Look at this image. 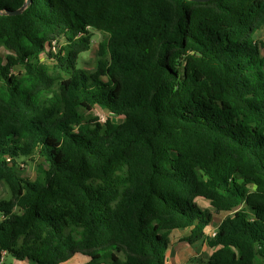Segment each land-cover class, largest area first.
Wrapping results in <instances>:
<instances>
[{"label":"trees","instance_id":"1","mask_svg":"<svg viewBox=\"0 0 264 264\" xmlns=\"http://www.w3.org/2000/svg\"><path fill=\"white\" fill-rule=\"evenodd\" d=\"M90 29L106 35L92 72L78 65ZM259 30L264 0H32L0 14V182L11 194L0 198V264L3 251L32 264L76 253L167 264L175 229L214 249L208 264H264ZM53 40L68 45L50 69ZM96 106L122 120L88 116ZM34 155L44 162L32 179L19 170ZM197 198L233 213L215 236Z\"/></svg>","mask_w":264,"mask_h":264},{"label":"rangeland","instance_id":"2","mask_svg":"<svg viewBox=\"0 0 264 264\" xmlns=\"http://www.w3.org/2000/svg\"><path fill=\"white\" fill-rule=\"evenodd\" d=\"M90 31L92 34L91 47L88 51L80 54L78 59V65L92 72L96 68L99 44L106 38V35L95 29H90ZM256 38L261 42H263L264 44V30H259L256 34ZM53 45L55 46L49 48L50 54L47 55L46 53H44L41 60V62L49 66L50 69L54 68V64L56 62L55 60L56 56L59 55L60 53L61 54L66 53L65 48L68 45V41L58 40V42L54 43ZM2 53L6 55L7 51L2 49ZM263 53H264V49H263ZM23 70H24L23 67L16 66L14 72L21 73ZM88 116L100 117L102 122L105 121L107 118H112L116 122H120L122 120L121 116H116L110 111L102 109L99 106H96L91 112H89ZM23 160L24 161L22 162L19 170L20 173L23 176H27L29 178L35 179L37 176V165L38 163L44 162L43 159H41L38 155H34L31 157H24ZM10 196L11 194L8 187L3 182H0V198H9ZM196 203H198V205L201 204V206H203L208 210L207 212L210 211L213 215L212 223L209 226V230H208L209 235L217 230L219 224L223 221L224 218L231 216L233 214L232 212H220V213L216 212L213 206L211 205L210 201L207 199H199V200L196 199ZM188 232L189 230H174L170 234V237L172 240L177 241L180 239L181 236L188 234ZM204 244L207 245L206 243ZM8 259L11 260L12 257L9 256Z\"/></svg>","mask_w":264,"mask_h":264},{"label":"crops","instance_id":"3","mask_svg":"<svg viewBox=\"0 0 264 264\" xmlns=\"http://www.w3.org/2000/svg\"><path fill=\"white\" fill-rule=\"evenodd\" d=\"M197 199L199 200L204 198H197ZM201 207L204 208L203 206ZM204 209L208 211L206 208ZM209 213L211 212L209 211ZM209 226L206 229L207 235H209L208 232ZM170 234H169V247L167 250V264H208V261L210 260L214 249H212L205 240H201L191 245L186 241L182 240V238L188 235L189 232L188 234L181 236L180 239L177 241L172 240ZM204 243H206L207 245H205ZM9 256L10 255L6 254L4 258L5 264H32L30 261L17 260L13 257L11 260H9L8 259ZM90 259L91 258L88 255L82 253H76L69 260L64 261L60 264H88L90 262Z\"/></svg>","mask_w":264,"mask_h":264},{"label":"water","instance_id":"4","mask_svg":"<svg viewBox=\"0 0 264 264\" xmlns=\"http://www.w3.org/2000/svg\"><path fill=\"white\" fill-rule=\"evenodd\" d=\"M192 1H197V2H208L211 0H192ZM32 2V0H26L25 4L16 10H0V14L1 15H19L21 14L26 8L27 6Z\"/></svg>","mask_w":264,"mask_h":264},{"label":"built area","instance_id":"5","mask_svg":"<svg viewBox=\"0 0 264 264\" xmlns=\"http://www.w3.org/2000/svg\"><path fill=\"white\" fill-rule=\"evenodd\" d=\"M56 42H58V40H53L52 43H51V45H47L46 51H45L44 53H46V54L48 55L49 48L54 47L55 45H53V44L56 43ZM103 122H104V121H103ZM216 231H217V230H216ZM216 231H214L211 235H212V236H215ZM6 254H7V251H3V253H2V261L4 260Z\"/></svg>","mask_w":264,"mask_h":264}]
</instances>
